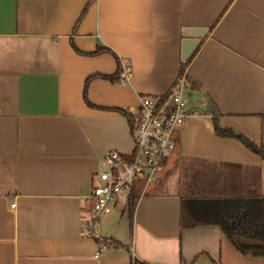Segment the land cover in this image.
I'll return each instance as SVG.
<instances>
[{
  "label": "crops",
  "instance_id": "0c3cea01",
  "mask_svg": "<svg viewBox=\"0 0 264 264\" xmlns=\"http://www.w3.org/2000/svg\"><path fill=\"white\" fill-rule=\"evenodd\" d=\"M187 27L205 31L184 60ZM180 74L190 115L100 248L82 231L104 153L132 152L127 107ZM214 117L264 146V0H0V264H264V156ZM226 197L262 238L222 229Z\"/></svg>",
  "mask_w": 264,
  "mask_h": 264
},
{
  "label": "built area",
  "instance_id": "2783aa9c",
  "mask_svg": "<svg viewBox=\"0 0 264 264\" xmlns=\"http://www.w3.org/2000/svg\"><path fill=\"white\" fill-rule=\"evenodd\" d=\"M129 72V67L124 65L118 81L126 82ZM185 88L186 78L180 74L163 94L138 95L137 104L127 107L134 148L131 153L108 149L104 158L109 168L99 173L101 182L94 184L87 194L91 211L82 232L96 237L100 248L109 239L97 232L99 217L110 212L120 199L126 202L137 177L155 178L164 158L174 149L175 131L190 115ZM14 206L15 202L11 201L10 207Z\"/></svg>",
  "mask_w": 264,
  "mask_h": 264
},
{
  "label": "trees",
  "instance_id": "16d2710c",
  "mask_svg": "<svg viewBox=\"0 0 264 264\" xmlns=\"http://www.w3.org/2000/svg\"><path fill=\"white\" fill-rule=\"evenodd\" d=\"M87 5V4H86ZM86 5L83 7L82 11L80 12L76 23L80 20L81 16L83 15ZM103 49H106V47H103L101 45H98L96 47V49L89 51L87 53L89 54H93L96 52H99ZM119 62V59H118ZM120 68L118 67V69L116 70V72L114 74H99L101 76H105V77H109L112 79H115L118 81V76H119V72H120ZM90 78V76H88L84 82V89H83V94L85 99L87 100L86 97V85H87V81ZM214 127H215V132L219 135H224V136H234L236 138H238L240 141H242L248 148L259 152L261 155L264 156V146L262 144H256L255 142H253L252 140H250L248 137H246L244 134L239 133L234 131L233 129L229 128V127H224L219 125V123L217 122L216 117H214ZM220 200H223V206H225V210L222 214V217L218 218L217 221L221 224L222 229L228 234L232 236L233 232H237V233H241V232H245L244 234L247 236H253V237H263V231L259 230V223L255 222L254 217L249 214L247 211L245 210H238L237 208L235 209V204H238L237 201L239 199H236L237 201L235 203H233L231 200V198H219ZM137 200V195L133 193V191L131 190L127 200H126V207L127 209L131 212L133 210V207L136 203ZM233 208H229V206H232ZM258 225V226H257ZM243 234V233H242ZM95 239L97 240V238L95 237ZM107 245H118V246H123L122 243L109 238V241L107 242ZM134 263H136L134 261ZM140 264H144L142 262H140Z\"/></svg>",
  "mask_w": 264,
  "mask_h": 264
},
{
  "label": "water",
  "instance_id": "95a60500",
  "mask_svg": "<svg viewBox=\"0 0 264 264\" xmlns=\"http://www.w3.org/2000/svg\"><path fill=\"white\" fill-rule=\"evenodd\" d=\"M205 29L203 27H187L184 29V33L187 35L191 34L192 37H186L182 40V59L186 60L192 53L194 47L198 43V37L204 33Z\"/></svg>",
  "mask_w": 264,
  "mask_h": 264
}]
</instances>
